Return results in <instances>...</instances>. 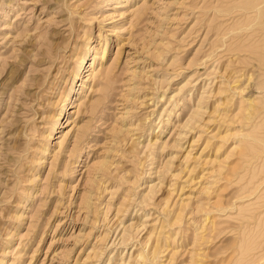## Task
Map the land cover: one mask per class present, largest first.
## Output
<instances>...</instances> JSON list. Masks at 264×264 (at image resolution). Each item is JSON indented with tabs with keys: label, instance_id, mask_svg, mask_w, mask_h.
Returning a JSON list of instances; mask_svg holds the SVG:
<instances>
[{
	"label": "rangeland",
	"instance_id": "1",
	"mask_svg": "<svg viewBox=\"0 0 264 264\" xmlns=\"http://www.w3.org/2000/svg\"><path fill=\"white\" fill-rule=\"evenodd\" d=\"M263 8L0 0V264H264Z\"/></svg>",
	"mask_w": 264,
	"mask_h": 264
},
{
	"label": "bare ground",
	"instance_id": "2",
	"mask_svg": "<svg viewBox=\"0 0 264 264\" xmlns=\"http://www.w3.org/2000/svg\"><path fill=\"white\" fill-rule=\"evenodd\" d=\"M250 7H251V6H250ZM255 7H256V6H255ZM260 7H261V6H260ZM252 8H253V7H252ZM257 8H259V6H257ZM257 10H259V12H260V11H264V8H263V9H257ZM257 13H258V11H257ZM256 15H257V14H256ZM263 15H264V14H263ZM253 22H254V21H253ZM253 22H252V23H253ZM257 23H258V22H257ZM58 117H59V116H58Z\"/></svg>",
	"mask_w": 264,
	"mask_h": 264
}]
</instances>
